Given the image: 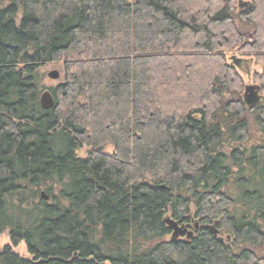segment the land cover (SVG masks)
Masks as SVG:
<instances>
[{
    "label": "trees",
    "instance_id": "16d2710c",
    "mask_svg": "<svg viewBox=\"0 0 264 264\" xmlns=\"http://www.w3.org/2000/svg\"><path fill=\"white\" fill-rule=\"evenodd\" d=\"M249 1L0 0V233L30 257L0 264H264V103L227 60H254L264 95Z\"/></svg>",
    "mask_w": 264,
    "mask_h": 264
},
{
    "label": "rangeland",
    "instance_id": "374dc122",
    "mask_svg": "<svg viewBox=\"0 0 264 264\" xmlns=\"http://www.w3.org/2000/svg\"><path fill=\"white\" fill-rule=\"evenodd\" d=\"M239 3H246V5L243 7H239L238 6ZM249 6H250L249 0H237V9L239 11H241L242 9H247ZM236 25L239 28H242V26H243L242 24H239L238 21L236 22ZM250 31L252 32L253 28H250ZM234 56L237 58H235ZM227 60H228L229 64L231 63V65L236 67L237 70L239 71V74L241 75L242 80H243L244 90H245L246 86H251V85L257 86V84L253 80V76L256 73L257 74L261 73L262 68L259 65H256L254 60H250L248 58H243L239 54H232V53L228 54ZM54 70L58 71L60 74L58 80H51L50 78L47 77V74L51 71H54ZM39 73L42 76V83H43L44 88L55 87L58 84L63 82L62 63L46 65L39 70ZM244 90H243V93H241L242 98H243ZM258 96L260 98L258 103H264V101H263L264 95L262 93H260V94L258 93ZM249 123H250V134H251L252 138L248 142L244 143V145H242L243 147H247V148H249L253 145H256L257 143L261 142V140H262V135L253 127L251 121ZM229 150H230L229 148H226L227 153L229 152ZM80 155L84 156V152H80ZM239 206L240 205L238 203H236L235 207L239 208ZM190 211H191V215L189 218L192 221V225H193L194 223L197 222V220L193 218L194 209L190 208ZM213 227H214V225H213ZM180 240H184V239H180ZM4 247H10L12 252L21 258H25V259L30 258L27 251H26L24 243H21L18 247H12L11 246L9 236H8V231H4V232L0 233V250Z\"/></svg>",
    "mask_w": 264,
    "mask_h": 264
},
{
    "label": "water",
    "instance_id": "95a60500",
    "mask_svg": "<svg viewBox=\"0 0 264 264\" xmlns=\"http://www.w3.org/2000/svg\"><path fill=\"white\" fill-rule=\"evenodd\" d=\"M246 3H239V7L245 6ZM60 74L58 71H51L47 74V77L51 80H58ZM259 88L257 86H246L243 94V101L246 106H252L259 102ZM39 104L43 110H49L51 107H53L54 101L52 95L49 93V91L45 90L41 93L39 97ZM41 199L47 201L49 198L45 195L44 192L41 193ZM164 223L167 225V227L171 230V239L172 241L178 240L180 237L186 235V239L189 240L192 236V232H189L186 227L183 225H180L179 222H175L171 220L169 217L164 219ZM210 231L213 235H218V230L215 229V227L211 226L209 227Z\"/></svg>",
    "mask_w": 264,
    "mask_h": 264
},
{
    "label": "flooded vegetation",
    "instance_id": "af4514ba",
    "mask_svg": "<svg viewBox=\"0 0 264 264\" xmlns=\"http://www.w3.org/2000/svg\"><path fill=\"white\" fill-rule=\"evenodd\" d=\"M184 227H186L188 229L189 232H192V236L190 237V239L193 237L194 235V231H197L200 227L199 224L196 222L192 225V221L190 220L189 223H185L182 224ZM179 239H186V235L180 237Z\"/></svg>",
    "mask_w": 264,
    "mask_h": 264
},
{
    "label": "bare ground",
    "instance_id": "6f19581e",
    "mask_svg": "<svg viewBox=\"0 0 264 264\" xmlns=\"http://www.w3.org/2000/svg\"><path fill=\"white\" fill-rule=\"evenodd\" d=\"M247 3H248V2H247ZM234 57H235V56H234ZM235 58H237V57H235ZM251 86H252V85H251ZM259 90H260V89H259ZM259 94H260V91H259ZM263 101H264V98H263ZM258 104H260V103H258ZM258 104H257V105H258ZM244 106H245V105H244ZM253 106H254V105H253Z\"/></svg>",
    "mask_w": 264,
    "mask_h": 264
}]
</instances>
